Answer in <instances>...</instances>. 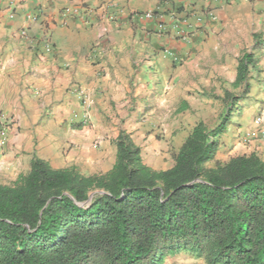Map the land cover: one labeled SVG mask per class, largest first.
<instances>
[{
	"label": "crops",
	"instance_id": "0c3cea01",
	"mask_svg": "<svg viewBox=\"0 0 264 264\" xmlns=\"http://www.w3.org/2000/svg\"><path fill=\"white\" fill-rule=\"evenodd\" d=\"M192 3L0 0V116L12 122L0 149V172L14 181L28 172L33 158L61 169L59 157L65 147L80 145L82 155L87 152V133L70 135L66 145L70 124L82 120L76 91L89 100L90 120L97 117L98 108L109 104L131 108L125 116L132 118L153 105L170 108L169 116L179 115L189 106L179 93L193 87L200 90L189 78L204 74L197 83L208 90L211 77L223 70L216 62L233 61L224 54L227 44L236 49L244 39L253 46L254 33L264 40V0H195L196 12L209 8L215 15L214 21L201 23L187 12ZM73 9L79 14L68 13ZM149 12L153 18H143ZM159 24L164 31L158 30ZM23 31L33 44L26 42ZM263 53L264 48L255 52L254 72L260 76H264ZM236 66L237 60L230 85ZM183 106L187 108L181 111ZM258 115L262 123L256 126ZM250 154L264 161V105L258 103L231 115L219 137L215 160ZM163 264L205 263L178 254L166 257Z\"/></svg>",
	"mask_w": 264,
	"mask_h": 264
},
{
	"label": "trees",
	"instance_id": "16d2710c",
	"mask_svg": "<svg viewBox=\"0 0 264 264\" xmlns=\"http://www.w3.org/2000/svg\"><path fill=\"white\" fill-rule=\"evenodd\" d=\"M252 37L230 85L245 93L264 48L260 34ZM217 98L233 109L240 97L224 90ZM229 115L212 128L196 124L167 170L145 165L124 131L104 174L33 158L27 173L0 185V264H163L178 254L205 264H264V161L255 154L215 160Z\"/></svg>",
	"mask_w": 264,
	"mask_h": 264
},
{
	"label": "rangeland",
	"instance_id": "374dc122",
	"mask_svg": "<svg viewBox=\"0 0 264 264\" xmlns=\"http://www.w3.org/2000/svg\"><path fill=\"white\" fill-rule=\"evenodd\" d=\"M251 45V42L246 43L242 39L240 45L236 47L237 50L231 44L224 47V54L233 57V61L227 59L216 62L217 69L222 67L223 70L211 77L208 90L202 89L197 83L201 76L205 79L204 74L189 78L200 90L193 87L192 91L179 93L189 105L184 113L179 115L173 113L169 116L170 108L153 105L144 109L142 115L132 118L125 116V113L132 111L131 108H118L109 104L107 107L98 108L94 120H90V115L87 122L82 120L72 122L70 126L81 125V128L68 130L66 145H69L70 135L83 136L87 133L88 150L82 155L80 145L71 144L65 147L59 157L63 162H59L58 166L63 168L74 166L84 176L104 174L110 170L115 161L113 140L120 131H124L130 134L135 144L141 148V157L145 165L154 170L169 169L173 165V156L177 152L178 145L196 124L202 122L206 127L212 128L216 125L219 116L226 111L230 112L229 119H231L232 114H240L245 106H254L257 103L264 105V76H260L259 72L250 71L247 93L243 92L244 89L234 90L230 86V80L235 72L236 56H240L243 51H250ZM224 90L240 97L233 109H227L217 98L222 97ZM210 165V168L213 167V164ZM4 175V172H0V185H9L12 181Z\"/></svg>",
	"mask_w": 264,
	"mask_h": 264
},
{
	"label": "built area",
	"instance_id": "2783aa9c",
	"mask_svg": "<svg viewBox=\"0 0 264 264\" xmlns=\"http://www.w3.org/2000/svg\"><path fill=\"white\" fill-rule=\"evenodd\" d=\"M191 3L195 2V0H189ZM193 3L190 5V9L187 10L188 13H191L194 15L195 20L197 23H201L204 20L208 19L211 21L215 20V15L212 9H205L202 10L200 12H196L195 8L193 6ZM68 13H71L73 15H78L79 12L77 9H73V11H68ZM143 18L149 20L153 18V13H145L143 15ZM32 20H35V18H32ZM158 30L164 31L165 27L163 24H159L158 25ZM22 36L24 37V39L26 40V42L33 44V39H30L27 35V33L25 31L22 32ZM47 48L49 49V45H46ZM47 49V50H48ZM78 97H79V101H80V105L82 107V122H87L88 118H89V100L88 98L84 95V93H82L81 91H76ZM262 123V116L258 115L255 120H254V124L256 126H259ZM12 126V122L10 119L4 117V116H0V149L3 148V146L5 145V138L6 135L8 134L10 128Z\"/></svg>",
	"mask_w": 264,
	"mask_h": 264
},
{
	"label": "water",
	"instance_id": "95a60500",
	"mask_svg": "<svg viewBox=\"0 0 264 264\" xmlns=\"http://www.w3.org/2000/svg\"><path fill=\"white\" fill-rule=\"evenodd\" d=\"M101 193V192H100ZM92 195L89 196V198H91Z\"/></svg>",
	"mask_w": 264,
	"mask_h": 264
}]
</instances>
